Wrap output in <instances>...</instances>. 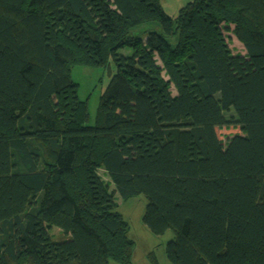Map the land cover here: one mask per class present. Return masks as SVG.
<instances>
[{
	"label": "trees",
	"instance_id": "obj_1",
	"mask_svg": "<svg viewBox=\"0 0 264 264\" xmlns=\"http://www.w3.org/2000/svg\"><path fill=\"white\" fill-rule=\"evenodd\" d=\"M118 194L171 264H264V0H0V264H131Z\"/></svg>",
	"mask_w": 264,
	"mask_h": 264
},
{
	"label": "rangeland",
	"instance_id": "obj_2",
	"mask_svg": "<svg viewBox=\"0 0 264 264\" xmlns=\"http://www.w3.org/2000/svg\"><path fill=\"white\" fill-rule=\"evenodd\" d=\"M190 0H160L164 10L175 17L182 6ZM144 26L139 25L132 29V33L140 31ZM161 30V27L158 26ZM230 46L235 53H245L246 49L242 42L235 36L229 37ZM111 67L113 64L107 63L97 67L80 66L74 70V79L79 82L80 97L88 101L89 123L94 124L97 116L100 96L108 84L111 77ZM220 138L223 141L228 140L232 135L239 132L238 127H222L217 129ZM103 173V170L101 171ZM118 210L124 219L129 222L130 228L128 235L135 241V251L133 262L131 264H171L167 257L166 246L170 239L175 237L173 230L169 229L165 234H154L144 223L143 216L146 211L147 198L144 194L134 195L128 198H122L116 195ZM53 234L57 237L62 236L58 227L53 228ZM22 241L17 240L18 249L21 248ZM110 264H120L111 259Z\"/></svg>",
	"mask_w": 264,
	"mask_h": 264
}]
</instances>
